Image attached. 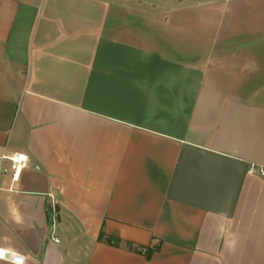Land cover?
Wrapping results in <instances>:
<instances>
[{"label":"crops","instance_id":"obj_1","mask_svg":"<svg viewBox=\"0 0 264 264\" xmlns=\"http://www.w3.org/2000/svg\"><path fill=\"white\" fill-rule=\"evenodd\" d=\"M0 151L24 264H264V0H0Z\"/></svg>","mask_w":264,"mask_h":264},{"label":"built area","instance_id":"obj_2","mask_svg":"<svg viewBox=\"0 0 264 264\" xmlns=\"http://www.w3.org/2000/svg\"><path fill=\"white\" fill-rule=\"evenodd\" d=\"M29 166L28 156L21 153L7 154L6 152L0 151V178L11 177L12 182H18L22 175V172ZM263 174V173H262ZM52 210L56 213V206L52 204ZM54 241L59 243L58 238H54ZM9 253V252H8ZM9 257L6 261L13 264H24L25 258L9 253Z\"/></svg>","mask_w":264,"mask_h":264},{"label":"trees","instance_id":"obj_3","mask_svg":"<svg viewBox=\"0 0 264 264\" xmlns=\"http://www.w3.org/2000/svg\"><path fill=\"white\" fill-rule=\"evenodd\" d=\"M100 240H104L106 243L113 245V246H121L122 241L120 239L117 238H113V237H108L105 236V234H101L100 236ZM127 247L137 253L140 254H145V256L150 259L152 257V255L159 250V247H139V246H135L131 243H127Z\"/></svg>","mask_w":264,"mask_h":264},{"label":"bare ground","instance_id":"obj_4","mask_svg":"<svg viewBox=\"0 0 264 264\" xmlns=\"http://www.w3.org/2000/svg\"><path fill=\"white\" fill-rule=\"evenodd\" d=\"M7 258H10L9 253L5 250L0 249V259L5 260Z\"/></svg>","mask_w":264,"mask_h":264}]
</instances>
